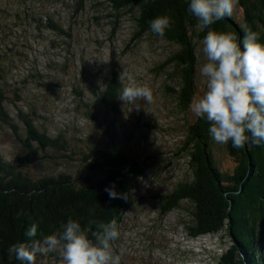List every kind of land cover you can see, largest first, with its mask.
Masks as SVG:
<instances>
[{"label": "rangeland", "instance_id": "374dc122", "mask_svg": "<svg viewBox=\"0 0 264 264\" xmlns=\"http://www.w3.org/2000/svg\"><path fill=\"white\" fill-rule=\"evenodd\" d=\"M80 1L0 0V40L15 49L4 57V95L10 98L3 105L17 126L15 131L0 119V153L13 163L23 154L26 132L18 114L21 110L50 136L65 132L77 152L80 146L109 150L118 146L140 161L149 159L150 167L133 195L135 204L125 211L118 226L120 235L113 246L121 264L223 263L233 244L227 229L193 238L187 228L191 206L183 202L163 215L155 200L193 177L180 148L187 141L189 124L198 118L192 117L188 108L181 109L167 89L177 86L176 77L170 78L174 68H158L178 46L152 35L135 40L132 14L115 22L106 0H83L79 5ZM233 13L241 16L236 4ZM48 17L61 24L66 34L47 27ZM197 57L195 96L205 90L199 74L204 62L200 42ZM115 69L123 73L126 84L130 77L132 82L150 87L153 103L139 110L122 101L118 111L104 107L92 86L105 85ZM17 88L20 100L15 95ZM32 110L36 111L34 117ZM70 151L49 148L50 157L32 163L27 172L36 177L63 171L77 176L81 156ZM64 153L73 157L64 159ZM213 154L223 171L235 168L236 161L227 154L226 145L213 142ZM35 264H61V260L46 254Z\"/></svg>", "mask_w": 264, "mask_h": 264}, {"label": "trees", "instance_id": "16d2710c", "mask_svg": "<svg viewBox=\"0 0 264 264\" xmlns=\"http://www.w3.org/2000/svg\"><path fill=\"white\" fill-rule=\"evenodd\" d=\"M106 1L113 10L115 22L126 13L132 14L137 27L135 40L146 35L155 36L149 31V22L156 16L170 17L171 25L163 38L176 44L178 49L158 68H174L170 78L176 77L177 86L167 89L178 106L187 110L196 93L197 47L204 32L187 12L186 0ZM236 6L240 17L232 13L210 27L216 31H230L238 38L251 29L257 31L264 42V0H237ZM47 22V27L60 35L66 34L53 17H48ZM14 50L0 40V119L17 131L13 117L3 105L10 97L4 95L6 72L2 67L7 61L4 57ZM120 75L115 69L105 85L92 86L98 101L114 111L119 109L121 101L117 96L126 85L123 77L119 80ZM18 89L15 95L20 100ZM18 114L25 123L23 154L13 163L0 153V264H19L10 260L7 248L24 239L23 233L32 222L38 224L37 238L56 232L69 217L78 219L89 232L97 231L100 225L112 220L119 226L125 211L135 204L133 195L139 180L150 167L149 159L140 161L118 146L113 150L80 146L77 152L71 148L65 132L52 137L47 131H41L27 113L20 110ZM32 114L36 116V111L32 110ZM87 114H91V110ZM208 127L203 118L189 124L187 141L180 148L188 158L192 179L180 183L170 193L155 196V200L160 203L163 215L181 207L183 202L188 203L192 219L187 228L193 238L227 229L233 244L221 264H264V144H247L236 149L229 142L227 154L235 159L236 166L230 172L223 171L214 157ZM49 148L58 152L71 150L72 155L78 153L82 165L78 175L66 171L37 177L30 175L27 169L32 163L50 157ZM61 157L71 159L73 156L64 153ZM108 187H114L122 197L109 199L105 191ZM51 255L59 258L58 253Z\"/></svg>", "mask_w": 264, "mask_h": 264}, {"label": "clouds", "instance_id": "9594fccd", "mask_svg": "<svg viewBox=\"0 0 264 264\" xmlns=\"http://www.w3.org/2000/svg\"><path fill=\"white\" fill-rule=\"evenodd\" d=\"M237 0H186L187 12L204 32L200 40L204 62L199 74L205 83L202 94L193 97L188 109L192 117L203 118L208 133L217 144L229 142L239 149L247 144H264V42L257 31L245 30L242 37L210 26L230 17ZM171 19L159 15L149 22V31L159 38L169 30ZM123 73L120 75L121 80ZM129 82L117 98L137 110L153 103L150 87ZM109 199L123 194L114 187L105 189ZM24 239L7 248V254L19 264H35L37 256L58 253L61 264H121L114 250L119 238L115 220L89 232L78 219L69 217L56 232L38 236V224L32 222Z\"/></svg>", "mask_w": 264, "mask_h": 264}]
</instances>
